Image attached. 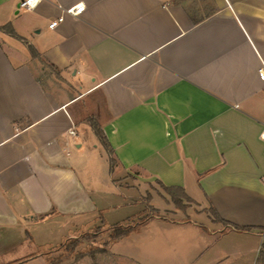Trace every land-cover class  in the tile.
Instances as JSON below:
<instances>
[{"label": "crops", "instance_id": "0c3cea01", "mask_svg": "<svg viewBox=\"0 0 264 264\" xmlns=\"http://www.w3.org/2000/svg\"><path fill=\"white\" fill-rule=\"evenodd\" d=\"M18 2L0 0V264H48L55 247L44 242L15 259L37 243L30 229L104 225L100 211L159 183L220 222L156 217L110 255L254 264L264 243V0H42L17 12ZM76 5L78 16L63 13Z\"/></svg>", "mask_w": 264, "mask_h": 264}, {"label": "rangeland", "instance_id": "374dc122", "mask_svg": "<svg viewBox=\"0 0 264 264\" xmlns=\"http://www.w3.org/2000/svg\"><path fill=\"white\" fill-rule=\"evenodd\" d=\"M95 102L100 104V99L98 98ZM90 119L93 118L90 117ZM113 166H115V164ZM119 181L121 184L126 183L124 182V179H120ZM127 183L133 185L130 180H128ZM133 191L131 193L132 197H135V201L132 200V203L129 206H123L121 210L117 208L111 212L108 211V213L100 211L105 217L104 225H101L100 223L96 226H89L90 228L84 230L85 227L83 226L77 225L75 228L65 220L59 219L50 221L38 228L30 229L32 235L36 239L38 238V241L36 245L33 244V248H27L29 245L31 246V243L27 242L25 245L20 246V248L18 247L15 249L14 254H17L15 259H19L31 253H37L39 246L44 242V244L48 243L51 247H55L49 256L51 264H136L132 260L110 255V253H108L106 241L111 233V229H108L107 227H112L118 223L124 224L129 221L135 223L156 217L173 221L190 219L199 220L198 215L202 213L208 214L206 212L207 210L202 209L201 206L194 203H187L186 201H183L186 205L185 210H178L171 202L170 196L157 184L147 186L145 193L142 191H140L141 193L136 192V190ZM200 219H202L201 216ZM70 231H73L78 235H76L75 238L65 241V236H67V233ZM129 241H131L132 244L138 243H134L135 240L133 239H130ZM71 242H77L78 244L73 247ZM60 243L63 244V247L58 249L56 246ZM120 244L130 249L129 244H127L126 241L120 242ZM80 252L93 253L82 258H76V254ZM138 254H140L139 250ZM65 256L66 258L62 259V257Z\"/></svg>", "mask_w": 264, "mask_h": 264}, {"label": "trees", "instance_id": "16d2710c", "mask_svg": "<svg viewBox=\"0 0 264 264\" xmlns=\"http://www.w3.org/2000/svg\"><path fill=\"white\" fill-rule=\"evenodd\" d=\"M1 30H3L4 32H6L7 34L11 35V36H16V34L13 32L12 28L10 25H6L4 27L1 28ZM30 53L32 55H35V52L30 49ZM89 123L93 129V132L95 134V136L98 138L100 144L102 145V147L104 148V150L106 151L107 155H108V162L110 164V168L113 167V165L115 164V160L113 158V151L106 139V136L104 135L103 131L101 130V128L98 126V124L96 123V121H94V119H89ZM160 186V188L162 190H164L171 199V202L174 204V206L181 211H184L186 208V205L183 203V201H186L187 203H193L184 193L183 189L178 188V187H165L162 184H158ZM208 214H210L213 217L214 221H219L220 219H218V216L216 215V213H213L209 210L206 211ZM153 218H149L147 220H143L140 222H127L124 224H116L114 226H110L107 227L108 229H111V233L108 237V240L106 241V245L107 247L110 246L111 244L117 242L118 240L125 238L127 236H129L132 233H136L142 226H144L146 224V222H148L149 220H151ZM236 231H251L252 229L250 227H235ZM71 244L73 245V247H75L78 243L77 242H71ZM58 249H61L63 247V244H59ZM93 252H89V253H77L76 254V258H82L84 256H87L88 254H92ZM66 258L62 257V259ZM26 259L16 263V264H20L21 262H25ZM48 260V264H51V262L49 261V258H47ZM255 264H264V243L261 246V250L258 253V257L255 261Z\"/></svg>", "mask_w": 264, "mask_h": 264}, {"label": "built area", "instance_id": "2783aa9c", "mask_svg": "<svg viewBox=\"0 0 264 264\" xmlns=\"http://www.w3.org/2000/svg\"><path fill=\"white\" fill-rule=\"evenodd\" d=\"M42 0H19L18 4H17V12L20 11H31L33 10ZM84 10V6L83 5H76L74 7H70L68 9H64L63 13L71 15V16H78L79 14H81V12ZM57 21H54L52 23H50L48 25V28L52 29L54 26H56ZM258 76L260 81H262L264 83V67L260 68L258 71ZM69 135L72 137H77V132L75 131L74 128H71L68 131ZM260 139L264 145V121L262 123V131L260 134ZM263 155H264V149H263ZM261 183L264 186V177L261 178Z\"/></svg>", "mask_w": 264, "mask_h": 264}]
</instances>
